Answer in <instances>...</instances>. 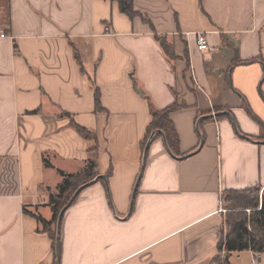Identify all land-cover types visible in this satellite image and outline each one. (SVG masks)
I'll list each match as a JSON object with an SVG mask.
<instances>
[{
	"label": "crops",
	"instance_id": "obj_1",
	"mask_svg": "<svg viewBox=\"0 0 264 264\" xmlns=\"http://www.w3.org/2000/svg\"><path fill=\"white\" fill-rule=\"evenodd\" d=\"M133 8L150 24L116 0H0V264H212L222 192L264 189V0ZM150 104L176 107L142 149ZM61 173L83 179L43 228Z\"/></svg>",
	"mask_w": 264,
	"mask_h": 264
},
{
	"label": "trees",
	"instance_id": "obj_2",
	"mask_svg": "<svg viewBox=\"0 0 264 264\" xmlns=\"http://www.w3.org/2000/svg\"><path fill=\"white\" fill-rule=\"evenodd\" d=\"M116 1L120 12L124 13L130 19L135 16H139L145 23L150 24L145 17L135 11L133 8V0ZM153 34L164 54L168 57V59L173 60L175 56L167 38L162 35H157L154 30ZM74 56L77 58L75 51ZM93 89L95 109L97 110L100 108L99 91L95 87ZM174 107H176V104H172L171 106L161 110H156L151 106V120L145 130L144 139L141 143L142 149L147 146V143L150 142L154 136L159 134L158 131L163 130V127L165 126L164 120ZM71 126L82 137L89 140L95 139L94 134L85 127L78 125L75 122H73ZM150 132H152L151 136L149 134ZM93 167L94 162L89 160L86 164V175L88 176V179L91 178V171ZM61 174L63 175V178L57 185L55 193H51L48 196V205L52 211L51 219L45 220L40 215L31 213V215L36 218L43 228H48L52 222H55L61 210L70 204L75 197H73V194L77 191V188H75L72 182V178L75 174ZM62 200L66 201L61 203ZM221 202L223 208H225V231L220 237L217 248L218 253H224L222 264H230L229 257L233 252L250 251L253 255H259L262 253L264 250V189L256 185L239 190H224L221 195ZM51 237L54 254L57 259L59 234L53 233L51 234Z\"/></svg>",
	"mask_w": 264,
	"mask_h": 264
},
{
	"label": "rangeland",
	"instance_id": "obj_3",
	"mask_svg": "<svg viewBox=\"0 0 264 264\" xmlns=\"http://www.w3.org/2000/svg\"><path fill=\"white\" fill-rule=\"evenodd\" d=\"M149 134L151 136L152 132H150ZM82 179L83 178L81 174H79L77 177L72 178V182L75 188H78L79 184L82 182ZM53 193H55V191ZM65 201L66 200H62L61 203ZM223 255H224L223 252H219L214 257L212 264H222ZM229 260H230V264H264V251L259 255L256 256L254 255L253 257L247 251L237 252L236 254H233Z\"/></svg>",
	"mask_w": 264,
	"mask_h": 264
},
{
	"label": "built area",
	"instance_id": "obj_4",
	"mask_svg": "<svg viewBox=\"0 0 264 264\" xmlns=\"http://www.w3.org/2000/svg\"><path fill=\"white\" fill-rule=\"evenodd\" d=\"M196 48L201 52L209 49L208 41L204 32H198L196 34Z\"/></svg>",
	"mask_w": 264,
	"mask_h": 264
},
{
	"label": "water",
	"instance_id": "obj_5",
	"mask_svg": "<svg viewBox=\"0 0 264 264\" xmlns=\"http://www.w3.org/2000/svg\"><path fill=\"white\" fill-rule=\"evenodd\" d=\"M78 191V190H77ZM77 191L73 194V197L76 195ZM64 209V208H63ZM63 209L61 210L60 214H62L63 212ZM60 214H59V217H60ZM259 259V258H258Z\"/></svg>",
	"mask_w": 264,
	"mask_h": 264
}]
</instances>
